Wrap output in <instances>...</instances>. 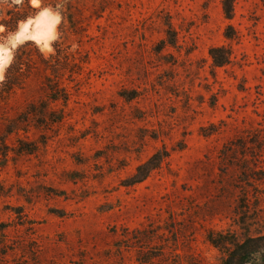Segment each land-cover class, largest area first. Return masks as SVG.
<instances>
[{
	"label": "rangeland",
	"instance_id": "rangeland-1",
	"mask_svg": "<svg viewBox=\"0 0 264 264\" xmlns=\"http://www.w3.org/2000/svg\"><path fill=\"white\" fill-rule=\"evenodd\" d=\"M209 232L264 237V0H0V264H222Z\"/></svg>",
	"mask_w": 264,
	"mask_h": 264
},
{
	"label": "trees",
	"instance_id": "trees-1",
	"mask_svg": "<svg viewBox=\"0 0 264 264\" xmlns=\"http://www.w3.org/2000/svg\"><path fill=\"white\" fill-rule=\"evenodd\" d=\"M234 1L235 0H221V11L224 19L227 21H230L232 18ZM55 5H57V3ZM62 5L63 4H61V6ZM65 6L66 7L63 5L62 8H70L69 3L65 4ZM67 11L68 13L66 12L65 14L60 12L62 20L64 17H70L69 10ZM20 19L23 20L24 18ZM233 35L232 27L227 25L224 34L225 39L232 40L234 37ZM208 56L210 58L211 65L214 68H221L229 63L231 52L229 48L223 46L211 47L208 50ZM166 157V151H159L153 154L146 163L136 168L135 173L127 180L126 185L133 186L141 183ZM246 173H248V171L246 169H242L240 175L244 177L246 176ZM207 241L223 255L222 264H264V255H260L259 260L258 254L254 250H249L254 244L264 246V237L246 238L244 241L239 242L234 236L209 232L207 234Z\"/></svg>",
	"mask_w": 264,
	"mask_h": 264
},
{
	"label": "bare ground",
	"instance_id": "bare-ground-1",
	"mask_svg": "<svg viewBox=\"0 0 264 264\" xmlns=\"http://www.w3.org/2000/svg\"><path fill=\"white\" fill-rule=\"evenodd\" d=\"M31 21L33 22L31 24V30L29 26L30 21L24 22L20 25L18 31L15 33V38L18 41L24 39H32L36 42L45 41L54 31V19L48 11L40 12L38 16Z\"/></svg>",
	"mask_w": 264,
	"mask_h": 264
}]
</instances>
